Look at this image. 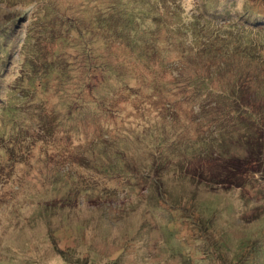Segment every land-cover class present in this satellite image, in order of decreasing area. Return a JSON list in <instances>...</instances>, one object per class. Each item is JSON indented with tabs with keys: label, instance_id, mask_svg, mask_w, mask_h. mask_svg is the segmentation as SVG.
Here are the masks:
<instances>
[{
	"label": "rangeland",
	"instance_id": "rangeland-1",
	"mask_svg": "<svg viewBox=\"0 0 264 264\" xmlns=\"http://www.w3.org/2000/svg\"><path fill=\"white\" fill-rule=\"evenodd\" d=\"M201 5L0 0V264H264V63L186 51ZM234 82L260 91L241 110ZM106 134L123 161L88 147Z\"/></svg>",
	"mask_w": 264,
	"mask_h": 264
},
{
	"label": "trees",
	"instance_id": "trees-1",
	"mask_svg": "<svg viewBox=\"0 0 264 264\" xmlns=\"http://www.w3.org/2000/svg\"><path fill=\"white\" fill-rule=\"evenodd\" d=\"M263 1V0H258ZM221 5V4H219ZM218 7V4H215L214 6H211L208 1L202 0V5L199 10L194 11L196 15H193V23H191L192 27H188L183 29V35L185 36V40L181 43L182 46L186 47V51H193L196 48H193L197 45V43L200 41L197 49L195 50L197 52V56H209L212 55V57H220L222 60H224V65L227 68L233 67V60H231V55L239 56L242 58H250L253 61H262L264 63V40L255 38L256 36L264 35V16L258 12L253 11H246L247 13L241 14L240 16H237L238 19L232 20L230 15H224V14H218L215 13L214 10H216ZM247 7V5H246ZM199 16V17H198ZM224 16V17H223ZM191 19V20H192ZM190 29L194 30V38L195 42L190 41L188 34ZM204 39V43H201V40ZM257 39V40H256ZM208 41V42H207ZM212 43V44H211ZM190 44H192L190 46ZM218 47V48H217ZM218 54V55H216ZM88 60L90 59V56L87 57ZM34 64L35 61L33 60ZM41 66L36 67L40 69V73L43 74V81H46L43 83L45 90H50L52 86L51 77L54 75L56 66L59 67V64L57 62L51 61H42L39 63ZM101 70L104 69V67H100ZM39 71L34 70L33 72L28 73L27 81L26 82H34L36 83L38 79L41 81V78L34 75H39ZM50 77V79H49ZM25 78V75H24ZM22 78V80H24ZM264 77L259 78L258 80H263ZM37 80V81H34ZM251 81L249 80L247 76V81L243 83H247ZM39 86L41 87L42 84L38 81ZM243 83H233L234 85L230 89V85L228 87L229 93L225 98H227V102H229V105H235L240 110L239 106H245L250 105L251 101H254V96L258 95L260 93L259 89L255 91L254 93H244V90L246 91L251 90ZM58 87L57 85L55 88ZM264 86H261L260 89H263ZM252 95L253 98H252ZM74 101V100H72ZM6 109V108H5ZM4 109V110H5ZM108 110V109H107ZM106 110V111H107ZM12 110L8 107L7 112H11ZM107 138L100 139L95 138L93 141H91L88 144V147H91L96 152H102L101 157L106 158V160L116 163L117 161L121 162L124 159L126 150L122 149L120 146L112 147L113 143H117V141L111 140L110 136L106 134ZM90 141V140H89ZM251 142V141H250ZM249 145L251 146L252 143ZM248 145V146H249ZM258 149V148H257ZM254 153L250 157H254L258 159L259 162V151L258 150H252ZM88 153V149L86 151ZM85 155V153H84ZM84 161V159H83ZM252 163V161L250 160ZM114 166V165H113ZM111 166V167H113ZM110 166H108V169H111ZM228 170L230 171L231 175H236L235 177H239L240 173L237 175V168H234L232 166H229Z\"/></svg>",
	"mask_w": 264,
	"mask_h": 264
}]
</instances>
